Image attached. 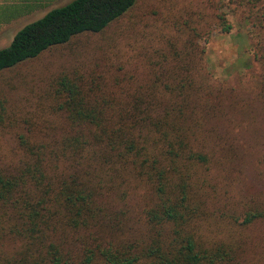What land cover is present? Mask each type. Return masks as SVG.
<instances>
[{
    "label": "trees",
    "instance_id": "trees-1",
    "mask_svg": "<svg viewBox=\"0 0 264 264\" xmlns=\"http://www.w3.org/2000/svg\"><path fill=\"white\" fill-rule=\"evenodd\" d=\"M135 2L69 0L47 10L0 48V71L73 36L102 32ZM194 54L174 53L170 66L160 64L146 87L133 92L102 88L79 72L52 79L50 108L88 130L57 147L64 159H76L64 170L57 152L44 159L42 146L26 144L30 161L14 173L0 169V238L18 241L15 252L0 251V264H248L240 231L264 220V210L245 211L227 233L204 221L207 204L192 169L207 159L191 141L201 129L198 111L215 109V100L206 80L195 82L186 68ZM106 172L137 181L151 196L141 213L144 230L130 241H118L127 218L110 209L99 185Z\"/></svg>",
    "mask_w": 264,
    "mask_h": 264
},
{
    "label": "rangeland",
    "instance_id": "rangeland-1",
    "mask_svg": "<svg viewBox=\"0 0 264 264\" xmlns=\"http://www.w3.org/2000/svg\"><path fill=\"white\" fill-rule=\"evenodd\" d=\"M67 1L0 0V48L21 26ZM188 50L195 54L186 68L196 73L195 82L206 80L215 100V109L198 111L201 129L193 137L199 141H191L207 159L192 169L207 204L204 221L222 233L236 229L229 223L236 225L245 211L264 210V0H136L102 32L73 36L1 70L0 169L14 173L30 161L25 144L42 146L44 159L57 152L58 170L76 160L61 157L57 147L88 129L50 108V84L59 73H84L102 88L122 85L133 92L146 87L160 64L170 66L174 53ZM98 176L110 209L127 218L118 241L136 238L150 194L137 181ZM240 235L244 262L263 264L264 220L243 225ZM17 249L16 239L0 238L1 252Z\"/></svg>",
    "mask_w": 264,
    "mask_h": 264
}]
</instances>
